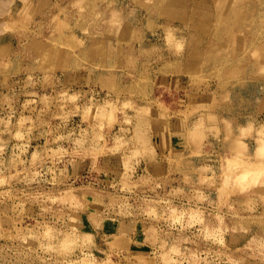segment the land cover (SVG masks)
<instances>
[{"label":"rangeland","instance_id":"374dc122","mask_svg":"<svg viewBox=\"0 0 264 264\" xmlns=\"http://www.w3.org/2000/svg\"><path fill=\"white\" fill-rule=\"evenodd\" d=\"M0 264H264V0H0Z\"/></svg>","mask_w":264,"mask_h":264},{"label":"crops","instance_id":"0c3cea01","mask_svg":"<svg viewBox=\"0 0 264 264\" xmlns=\"http://www.w3.org/2000/svg\"><path fill=\"white\" fill-rule=\"evenodd\" d=\"M218 130V129H217ZM172 138H173V136H171ZM176 139L177 140H181L182 142H181V145H177L179 148H180V146L182 147V151H184V148H185V150L187 149H190V147H191V143H190V141L188 140V142L187 141H185V137H184V135L182 134V135H178L177 137H176ZM189 139V138H188ZM197 144H198V142H197ZM221 146H225V144H223L222 145V143L220 144ZM194 150V149H193Z\"/></svg>","mask_w":264,"mask_h":264},{"label":"clouds","instance_id":"9594fccd","mask_svg":"<svg viewBox=\"0 0 264 264\" xmlns=\"http://www.w3.org/2000/svg\"><path fill=\"white\" fill-rule=\"evenodd\" d=\"M182 47H183L182 44H178V45H177L178 50H182Z\"/></svg>","mask_w":264,"mask_h":264}]
</instances>
